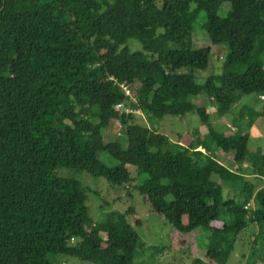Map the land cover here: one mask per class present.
<instances>
[{"label": "trees", "instance_id": "trees-1", "mask_svg": "<svg viewBox=\"0 0 264 264\" xmlns=\"http://www.w3.org/2000/svg\"><path fill=\"white\" fill-rule=\"evenodd\" d=\"M26 1L0 0V264H58L59 255L133 264L142 243L127 221L132 208L94 223L80 183L56 172L76 169L113 184L117 166L147 174L139 193L173 230L208 229L205 258L225 264L248 221H264V145L249 146L248 119L257 104L248 97H264V0H33L29 8ZM201 16L209 41L225 48L220 83L207 76V95L229 116L236 105L245 110L233 131H217L205 107L189 99L210 48L176 39L192 36ZM132 39L142 50L128 46ZM122 82L136 97L130 106L149 120L196 113L216 132L213 151L170 142L139 124L141 113L115 111L126 99ZM112 120L124 136L105 141ZM217 150H231L234 165L220 162ZM100 151L115 166L102 163ZM245 160L251 178L237 188L232 177ZM125 175L119 185L133 182ZM252 199L260 208L249 213Z\"/></svg>", "mask_w": 264, "mask_h": 264}, {"label": "rangeland", "instance_id": "rangeland-1", "mask_svg": "<svg viewBox=\"0 0 264 264\" xmlns=\"http://www.w3.org/2000/svg\"><path fill=\"white\" fill-rule=\"evenodd\" d=\"M33 0L25 2L26 7H30ZM230 8L226 2L217 10L219 16H225ZM155 7H151L148 14L153 12ZM203 22L202 16L195 23L193 35L185 38H177L183 46L194 45L199 47H209V66L207 70L196 73L198 76V93L190 96V101L197 106L205 107L209 114V120L214 128L220 132L234 130V123L242 121L245 117V110L235 106L236 113H224L208 97L205 87L207 76L214 75L216 84H219V65L225 48L223 45L212 44L200 24ZM128 46L132 50H142L140 43L136 40H129ZM257 94H252L248 98L257 99L254 115L248 119L254 121L252 124V136L249 146L253 147L257 143L264 145V118L260 116L263 98H257ZM137 122L148 127H155L161 133L168 136L170 142L180 141L182 144L197 143L207 148L214 149V131H209L208 126L200 121L196 113H188L185 116H165L160 121H152L147 118L144 112L137 117ZM230 124V125H228ZM244 126V122L242 123ZM124 129L117 120H112L110 126L104 133V140H114L116 137L123 138ZM225 160V165L232 166V151ZM216 156V153H215ZM226 157V156H225ZM98 159L105 165L115 166L116 160L106 151L98 153ZM246 168V166H244ZM248 169V168H247ZM59 177L72 178L80 183V187L85 194V204L88 208L90 218L94 223L100 222L106 215L112 212H125L132 208V212H127V221L138 233L142 248H137L133 256V264H191L195 259H200L201 264H214L205 258L207 237L210 234L208 229L200 228L192 232L182 233L171 228L167 220L161 215L151 210L150 204L145 201L139 193L138 186L147 178V174H138L131 166L114 167L116 183H109L105 177H96L91 174L76 169L60 167L56 170ZM131 175L133 182H122L121 177ZM256 182V180H254ZM258 183V182H257ZM232 186L242 187L241 178L232 180ZM260 207L252 199L249 203V213L255 212ZM230 208L226 209L225 219L228 220ZM248 213V214H249ZM248 215L244 220H248ZM138 220L137 224L135 221ZM216 225H221L216 223ZM104 237V233H101ZM58 264H91L81 261L72 256L59 255ZM225 264H264V221L248 224L240 232L238 239L229 259Z\"/></svg>", "mask_w": 264, "mask_h": 264}, {"label": "built area", "instance_id": "built-area-1", "mask_svg": "<svg viewBox=\"0 0 264 264\" xmlns=\"http://www.w3.org/2000/svg\"><path fill=\"white\" fill-rule=\"evenodd\" d=\"M119 88L120 90L125 94L126 99L125 100H121L116 102L113 105V108L115 111H118L120 113L125 112V113H130V112H135V113H141V108L139 106L136 107H132L130 106L131 102H136V97L131 89L130 86H128L125 83H119ZM261 98H264L263 95H261ZM249 206V203L247 204L246 207Z\"/></svg>", "mask_w": 264, "mask_h": 264}, {"label": "crops", "instance_id": "crops-1", "mask_svg": "<svg viewBox=\"0 0 264 264\" xmlns=\"http://www.w3.org/2000/svg\"><path fill=\"white\" fill-rule=\"evenodd\" d=\"M260 97L261 96L259 95L258 98H260ZM228 125H230V124H228ZM252 133H253V131H252ZM252 136H254V134H252ZM215 153H216V158L220 162H222L223 164L225 163V160L227 159V157H229V155H228L229 152H226V151H223V150H217V151H215ZM245 161L246 162H244L243 166H245L246 163L250 162L249 160H245ZM227 167H232V166H227ZM249 175H251V174H249V171L247 169H245V168H242L241 170L237 171V173L233 174L232 180H236V179H239V178H241L243 180L245 177H249ZM249 178H251V177H249Z\"/></svg>", "mask_w": 264, "mask_h": 264}]
</instances>
